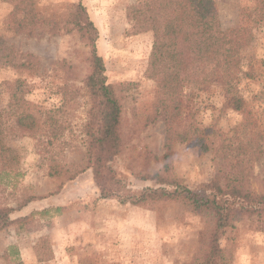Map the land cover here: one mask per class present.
<instances>
[{
	"label": "rangeland",
	"instance_id": "obj_1",
	"mask_svg": "<svg viewBox=\"0 0 264 264\" xmlns=\"http://www.w3.org/2000/svg\"><path fill=\"white\" fill-rule=\"evenodd\" d=\"M136 1L0 0V107L8 96L3 83L22 78L29 88L25 97L60 106L64 125L51 145L41 136L0 130L8 149L0 157V207L24 202L0 230V264H198L208 247L210 212L179 200L131 205L99 197L80 131L88 108L83 80L90 48L70 19L76 2L97 29V52L121 102L122 143L111 162L117 176L136 191L155 186L140 176L162 172L207 195L239 168L228 165L220 141L232 148L242 142L249 188L264 193V14L258 0H215L223 27L247 29L239 54L251 77L238 89L251 107L252 137L244 136L239 112L219 110L222 97L214 85L194 99L195 121L217 131L213 145L202 151L174 141L168 159L166 124L154 107L159 70L151 64L152 32H134L126 16ZM218 241L220 264H264V212L233 211Z\"/></svg>",
	"mask_w": 264,
	"mask_h": 264
},
{
	"label": "trees",
	"instance_id": "obj_2",
	"mask_svg": "<svg viewBox=\"0 0 264 264\" xmlns=\"http://www.w3.org/2000/svg\"><path fill=\"white\" fill-rule=\"evenodd\" d=\"M258 2L264 14V1ZM71 8V22L90 48L89 71L83 80L88 108L80 131L86 169L91 168L99 197L131 205L153 200H179L197 210L210 212L213 224L206 235L208 247L198 264H220L218 236L230 225L232 212L241 210L258 215L264 212V193H255L249 188L245 173L247 161L241 160V155L245 154L243 143L232 148L220 141L228 165L239 168L228 183L214 185V191L207 195L192 191L162 172L139 177L155 186L147 185L136 191L129 188L111 166L122 143L121 102L114 85L107 81L104 60L96 48L98 32L86 7L76 2ZM126 16L133 23L134 32H152L151 64H156L159 70L154 107L157 114L163 115L166 124L165 159L169 158L174 141L188 143L202 151L213 145L217 131L195 121L194 99L199 92H209L214 85L218 86L222 97L219 110L239 112L244 136L252 137L255 124L250 119L251 107L246 106L238 89L243 79L251 77V70L240 64L239 50L246 43V28L223 27L215 0H137L127 8ZM259 21L264 22V16ZM3 85L8 96L5 106L0 107V130L33 138L41 136L47 145L62 135L64 125L60 119V106L46 107L27 99L29 88L22 78L5 81ZM58 90L62 91V87ZM249 140L246 142L250 143ZM5 151L8 149L0 139V157H4ZM84 170L72 174L70 180ZM23 205L24 202L16 208L0 207V230L14 221L11 213Z\"/></svg>",
	"mask_w": 264,
	"mask_h": 264
}]
</instances>
